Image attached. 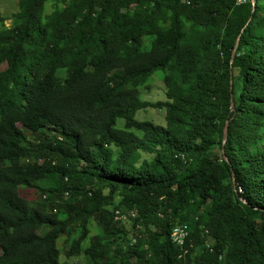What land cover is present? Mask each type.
Returning a JSON list of instances; mask_svg holds the SVG:
<instances>
[{
    "label": "trees",
    "instance_id": "obj_1",
    "mask_svg": "<svg viewBox=\"0 0 264 264\" xmlns=\"http://www.w3.org/2000/svg\"><path fill=\"white\" fill-rule=\"evenodd\" d=\"M157 71L166 101H141ZM61 237L86 264H264V0L0 12V264H60Z\"/></svg>",
    "mask_w": 264,
    "mask_h": 264
},
{
    "label": "rangeland",
    "instance_id": "obj_2",
    "mask_svg": "<svg viewBox=\"0 0 264 264\" xmlns=\"http://www.w3.org/2000/svg\"><path fill=\"white\" fill-rule=\"evenodd\" d=\"M16 2L17 0H3L0 1V12L2 13L3 17H11L12 14L16 11ZM11 20L6 22L7 26H10ZM149 41H146V44H148ZM148 86H150V91H146L143 88L139 90V98L141 101H148V102H162L166 101L167 97L165 95V87L163 85V82L161 81V72L157 71L154 73L146 82ZM135 119L138 121H146L151 122L154 125L161 126V127H168L169 124L166 119V109H160V110H154V109H145L138 111L135 115ZM169 121V120H168ZM116 128H123V120H118L116 124ZM134 132V131H132ZM139 135V134H137ZM20 196L25 200H32L35 198V193L31 190H22L20 191ZM92 225L87 226V231L90 236H92L93 231ZM64 244V238L61 237L58 242L57 246L58 249H60L61 254L59 257V263H66L69 262L70 264H86L87 262L83 257L78 258H65V253L67 250V247ZM84 246V244H83ZM109 250V249H108Z\"/></svg>",
    "mask_w": 264,
    "mask_h": 264
},
{
    "label": "bare ground",
    "instance_id": "obj_3",
    "mask_svg": "<svg viewBox=\"0 0 264 264\" xmlns=\"http://www.w3.org/2000/svg\"><path fill=\"white\" fill-rule=\"evenodd\" d=\"M237 4L240 5L242 0H236ZM250 2V0H249ZM117 215H119V212H115ZM131 217H134V214L130 215ZM120 219H122L123 221L127 219L126 216L124 215H120ZM119 219V220H120ZM188 236L187 231L183 228V227H175L171 233V240L172 242L179 247H183V245H185L186 243V238Z\"/></svg>",
    "mask_w": 264,
    "mask_h": 264
},
{
    "label": "water",
    "instance_id": "obj_4",
    "mask_svg": "<svg viewBox=\"0 0 264 264\" xmlns=\"http://www.w3.org/2000/svg\"><path fill=\"white\" fill-rule=\"evenodd\" d=\"M251 2V5H252V11L254 10V6H255V0H250ZM243 31V30H242ZM239 40H240V36L236 39V42L234 44V47L232 49V52H231V59H230V64L233 63V59L235 57V54H236V50L238 48V45H239ZM230 108L232 109L233 108V103L232 101L230 102ZM227 127H228V122L225 123L224 125V128H223V139H222V146H224L225 142H226V139H227ZM242 202L244 203V201L242 200Z\"/></svg>",
    "mask_w": 264,
    "mask_h": 264
},
{
    "label": "built area",
    "instance_id": "obj_5",
    "mask_svg": "<svg viewBox=\"0 0 264 264\" xmlns=\"http://www.w3.org/2000/svg\"><path fill=\"white\" fill-rule=\"evenodd\" d=\"M249 0H242L241 5L248 3Z\"/></svg>",
    "mask_w": 264,
    "mask_h": 264
}]
</instances>
